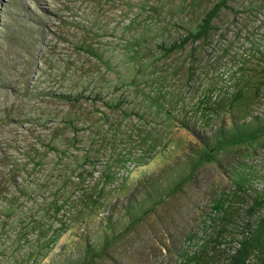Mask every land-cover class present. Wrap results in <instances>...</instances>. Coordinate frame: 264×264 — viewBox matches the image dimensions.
Returning <instances> with one entry per match:
<instances>
[{"label": "rangeland", "instance_id": "obj_1", "mask_svg": "<svg viewBox=\"0 0 264 264\" xmlns=\"http://www.w3.org/2000/svg\"><path fill=\"white\" fill-rule=\"evenodd\" d=\"M0 264H264V0H2Z\"/></svg>", "mask_w": 264, "mask_h": 264}, {"label": "water", "instance_id": "obj_2", "mask_svg": "<svg viewBox=\"0 0 264 264\" xmlns=\"http://www.w3.org/2000/svg\"><path fill=\"white\" fill-rule=\"evenodd\" d=\"M2 0H0V6H1Z\"/></svg>", "mask_w": 264, "mask_h": 264}]
</instances>
